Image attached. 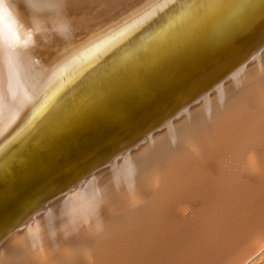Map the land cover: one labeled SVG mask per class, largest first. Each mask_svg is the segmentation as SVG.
<instances>
[{"label":"bare ground","instance_id":"6f19581e","mask_svg":"<svg viewBox=\"0 0 264 264\" xmlns=\"http://www.w3.org/2000/svg\"><path fill=\"white\" fill-rule=\"evenodd\" d=\"M115 4L0 0V141L70 86L77 98L63 95L54 106L58 113L101 94L55 127L39 164L30 159L18 177L16 169L0 180L1 208L35 171L41 170L36 179L46 176L37 187L54 185L113 136L135 127L200 69L224 61L264 15V0H146L108 24L110 12L120 9ZM144 21H152L149 37L130 45L127 39L144 30ZM255 58L7 237L0 264H245L260 252L264 48ZM109 62L76 85L84 69ZM107 79L114 88L105 90ZM54 115L45 113L33 129L39 132L45 119L55 123ZM80 149L86 154L71 157ZM50 159L64 161L62 170L52 172ZM7 161L0 159V170ZM11 210L3 214L10 217ZM226 223L225 230L220 225Z\"/></svg>","mask_w":264,"mask_h":264},{"label":"water","instance_id":"95a60500","mask_svg":"<svg viewBox=\"0 0 264 264\" xmlns=\"http://www.w3.org/2000/svg\"><path fill=\"white\" fill-rule=\"evenodd\" d=\"M144 1L146 0H115V6L120 7L119 10H122L123 13L116 16V14L120 12L119 10H117V12L109 11L110 14H112V17L107 20V23L109 24L112 21L114 22V20H120L123 18V16L128 15L129 13V15L133 14L139 8L138 6ZM181 5V3L177 4L172 10L176 11L175 9H178L181 7ZM166 8H164L162 11L169 12V10ZM154 16L155 15L152 17ZM169 16L170 12L165 16V18ZM260 19L261 20H258V23H255V25L252 27V30L249 32V34L239 41V44L234 50H232L233 52L231 54L227 55V58H225L224 61L218 59L216 62L211 63V65L209 64L207 69L202 73L201 71H203L205 68L200 69L199 72L194 75L192 79L193 81L186 84V86L180 88L179 90H176L174 94L170 98H166L163 103L159 102L154 112H149L136 123L135 127L130 128L126 133L113 136V141L107 142L104 146L98 147L95 152H93V156L90 158L88 157V159L85 160L83 159L78 167H73L60 174V177L54 180V185L52 183L50 186L37 187L39 180H41L43 177H46L44 174H42L36 179L37 174L41 170L35 171L34 177L31 176L26 180L21 181L20 184L18 183V189L13 193L15 194V197L6 198L2 203V208L0 204V248H2L3 245L1 244L7 237L28 224L29 221H32L34 216L39 212L45 211L47 207L50 206V203L58 196L63 195L72 189H76V187H78L84 181L92 180L94 177L93 175L96 174L97 171L109 164H112L117 157L123 156L127 152L137 148L143 141L148 139L157 130L169 126L170 122L176 119L179 115L188 111V109L192 107L197 101L203 99L224 80L231 78L232 74L243 67L244 64L255 58V55L261 52L264 48V15ZM151 23L152 21L142 22V28L144 30L130 35L127 39V42L132 43L130 45H133L138 42L139 38L146 40L149 37L147 32L150 26H152ZM146 24L149 25L148 28H145ZM104 25L106 26L107 24H103L102 26ZM110 63L111 62L106 65L103 64V67L98 66L96 68H92V65V67L84 69L83 73L85 74L83 75V78H81L83 73L78 76L79 79L76 85L85 82L86 79H84V77H87L88 72L91 74V70L94 69V73H96L97 71L106 68ZM108 81L109 79L103 81L102 83H106ZM113 82L114 81H109L105 86V90L114 88ZM70 87L58 97L55 95L57 98L54 100V96L53 99L50 100L53 102L50 103L46 110H41V114L39 113L37 116L34 115L31 119L29 118L21 122L17 128L14 129V131L7 134L2 139V141H0V159H8L4 167L0 170L1 181H4V179L7 178L8 173L11 172V170L14 171L17 169L18 173L14 175V177H18L20 173L23 172L22 168H25V166L30 162V159L35 161L32 164H39L38 160L40 159L39 157L42 156L41 154L43 153L42 150L44 148V143L47 141L49 136H51V134L54 132L56 133L57 129L55 127H61V125L64 124L67 119L69 120L70 116L76 115L80 111L82 112V110H84L87 105L95 100L98 95H101L99 93L93 94L87 99L89 100L88 103H86V100L85 102L77 103V105H75L73 108H69L68 110H66L67 108L64 109V111L66 110L65 113H63L64 111L58 113V108H55L54 106L58 103L63 95L68 94L65 97L69 101L77 98V92L75 90L70 92ZM84 104H86V106H83ZM54 112V116L56 117L55 119H57L54 121L55 123H53V121L52 123H48V121L45 119L41 122L39 126L40 128L38 127L39 132H36V130L33 129V127L38 124L42 117L45 116V113H49L50 115L54 114ZM134 113L135 112H129L127 116H132ZM112 118H114L115 121L116 119H119L118 115H115ZM60 121L61 123L59 124L58 122ZM100 138L103 137L101 136ZM100 138H98V140ZM83 150L80 149L76 153H73L72 150H70L69 154L73 153V155L70 154V156L72 155L71 157H74L80 152H84ZM65 154H68V152ZM45 158L49 157L46 156ZM50 160L53 162V164H55L52 172H59L62 170L64 161L60 163L57 162L56 159ZM68 160H71L70 157H68ZM44 165L46 166V164ZM40 166H42V164H40ZM47 173L49 176V171ZM16 204H20L21 207L16 208ZM8 207H10V209L12 208L11 211L13 212H11L10 217H7L5 214H3L4 210ZM230 222L232 223V220H230ZM229 224L230 223H226L220 226L222 227L225 225L223 226L224 228Z\"/></svg>","mask_w":264,"mask_h":264},{"label":"rangeland","instance_id":"374dc122","mask_svg":"<svg viewBox=\"0 0 264 264\" xmlns=\"http://www.w3.org/2000/svg\"><path fill=\"white\" fill-rule=\"evenodd\" d=\"M256 59V58H255ZM254 60V59H253ZM165 128V127H164ZM148 141V139H146L145 141H143L141 144H140V146L145 142H147ZM139 146V147H140ZM110 169V168H109ZM108 171V170H107ZM106 171V172H107ZM110 173V172H109ZM69 194V193H68ZM68 196V195H67ZM26 226V225H25ZM25 226H23V227H25ZM49 242H50V240H49ZM0 253H2V250H1V252ZM2 255V254H1ZM245 264H264V248L260 251V252H258L256 255H254L251 259H249Z\"/></svg>","mask_w":264,"mask_h":264}]
</instances>
